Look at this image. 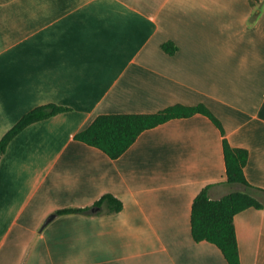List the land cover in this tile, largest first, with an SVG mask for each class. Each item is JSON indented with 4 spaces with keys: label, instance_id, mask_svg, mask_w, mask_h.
Listing matches in <instances>:
<instances>
[{
    "label": "crops",
    "instance_id": "obj_1",
    "mask_svg": "<svg viewBox=\"0 0 264 264\" xmlns=\"http://www.w3.org/2000/svg\"><path fill=\"white\" fill-rule=\"evenodd\" d=\"M49 104L70 111L27 127L1 160L0 264H229L194 240L192 205L210 185L214 200L245 191L226 182L224 137L264 190V0H0V141ZM177 104L206 105L225 136L196 114L118 159L75 139L101 114ZM105 194L123 209L94 207ZM71 207L92 214L56 215ZM235 226L241 263L264 264V207Z\"/></svg>",
    "mask_w": 264,
    "mask_h": 264
},
{
    "label": "trees",
    "instance_id": "obj_2",
    "mask_svg": "<svg viewBox=\"0 0 264 264\" xmlns=\"http://www.w3.org/2000/svg\"><path fill=\"white\" fill-rule=\"evenodd\" d=\"M259 3L261 0H252ZM163 50L174 54L177 50L173 42L163 44ZM70 111L67 107L49 104L37 107L26 113L22 119L0 141V164L10 142L30 125ZM201 114L207 116L225 136L220 119L204 104L186 106L177 104L149 114H101L84 130L75 135L77 141L97 148L111 159L120 158L146 130L153 129L173 119L187 118ZM223 149L228 184H240L245 191L231 192L221 199L210 197L212 185L205 187L194 199L192 205L191 226L196 242H209L216 245L229 264H242L239 251L235 216L248 208L262 209L264 205L253 194L264 192L252 186L245 175L249 160L247 149L233 147L226 137ZM123 202L112 194H105L94 207H106L108 213H118ZM91 215V208L71 207L56 211V215Z\"/></svg>",
    "mask_w": 264,
    "mask_h": 264
},
{
    "label": "water",
    "instance_id": "obj_3",
    "mask_svg": "<svg viewBox=\"0 0 264 264\" xmlns=\"http://www.w3.org/2000/svg\"><path fill=\"white\" fill-rule=\"evenodd\" d=\"M55 214H52L48 217V219L46 220L44 226L48 225L53 219H55Z\"/></svg>",
    "mask_w": 264,
    "mask_h": 264
},
{
    "label": "rangeland",
    "instance_id": "obj_4",
    "mask_svg": "<svg viewBox=\"0 0 264 264\" xmlns=\"http://www.w3.org/2000/svg\"><path fill=\"white\" fill-rule=\"evenodd\" d=\"M253 194H254L256 197L261 196V194H260L259 192H254Z\"/></svg>",
    "mask_w": 264,
    "mask_h": 264
}]
</instances>
